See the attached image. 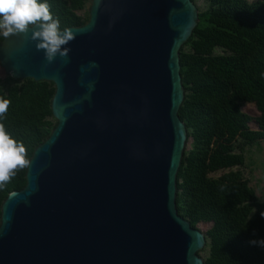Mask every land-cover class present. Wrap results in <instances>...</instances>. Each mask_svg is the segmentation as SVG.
I'll return each instance as SVG.
<instances>
[{"label": "water", "instance_id": "water-1", "mask_svg": "<svg viewBox=\"0 0 264 264\" xmlns=\"http://www.w3.org/2000/svg\"><path fill=\"white\" fill-rule=\"evenodd\" d=\"M196 22L190 0H90L51 63L31 30L0 35L2 73L51 83L55 121L0 204V264H202L174 201L178 51Z\"/></svg>", "mask_w": 264, "mask_h": 264}, {"label": "trees", "instance_id": "trees-1", "mask_svg": "<svg viewBox=\"0 0 264 264\" xmlns=\"http://www.w3.org/2000/svg\"><path fill=\"white\" fill-rule=\"evenodd\" d=\"M89 1L38 0L50 5L60 30L86 23ZM201 1L196 25L178 51L183 98L177 116L186 141L175 177V209L191 228L209 225L197 253L202 264H264V249L249 244L264 239V196L255 194L241 171L252 166L247 154L264 142V0ZM53 92L45 81L0 79V98L10 101L0 123L24 145L26 159L55 126ZM229 96L251 100L257 116L243 113ZM218 171L228 172L209 177ZM24 173L17 169L0 186V204L23 188Z\"/></svg>", "mask_w": 264, "mask_h": 264}, {"label": "clouds", "instance_id": "clouds-1", "mask_svg": "<svg viewBox=\"0 0 264 264\" xmlns=\"http://www.w3.org/2000/svg\"><path fill=\"white\" fill-rule=\"evenodd\" d=\"M35 42L37 51H43L44 59L51 63L57 56L67 57L70 49L65 47L75 39L69 29L60 30V21L54 18L50 5L38 0H0V35L5 38L27 34ZM10 101L0 98V117L8 110ZM26 149L22 143L13 139L0 123V186L7 183L17 169L28 167ZM264 218V212H261ZM250 245L264 249V239H252Z\"/></svg>", "mask_w": 264, "mask_h": 264}, {"label": "rangeland", "instance_id": "rangeland-1", "mask_svg": "<svg viewBox=\"0 0 264 264\" xmlns=\"http://www.w3.org/2000/svg\"><path fill=\"white\" fill-rule=\"evenodd\" d=\"M247 1H254V0H247ZM194 6L202 7L203 3L201 0H194ZM4 76L5 75L2 73L0 69V79L3 78ZM228 99L232 102L237 103L240 106V110L249 117L254 118L257 116V111L254 107V103L251 100L240 98L237 96H229ZM248 127L251 130L256 129L253 122H249ZM248 157L249 160L252 162V166H247L241 171L244 178L247 179L249 186H251L254 189L255 194L261 198L264 196V142L261 143L258 148L251 149L249 154H247V158ZM226 172L228 171H218L209 174V177L217 178ZM208 226H209L208 224H197L196 228L199 232L203 234L205 230L208 228Z\"/></svg>", "mask_w": 264, "mask_h": 264}]
</instances>
